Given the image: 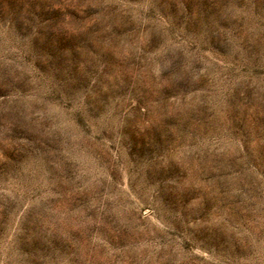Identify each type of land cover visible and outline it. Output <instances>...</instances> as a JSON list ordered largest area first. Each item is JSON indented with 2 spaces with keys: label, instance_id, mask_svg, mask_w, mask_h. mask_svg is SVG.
I'll return each mask as SVG.
<instances>
[{
  "label": "rangeland",
  "instance_id": "obj_1",
  "mask_svg": "<svg viewBox=\"0 0 264 264\" xmlns=\"http://www.w3.org/2000/svg\"><path fill=\"white\" fill-rule=\"evenodd\" d=\"M0 264H264V0H0Z\"/></svg>",
  "mask_w": 264,
  "mask_h": 264
}]
</instances>
